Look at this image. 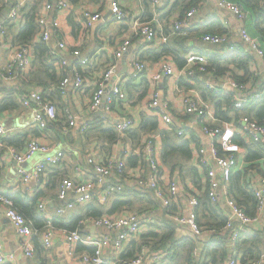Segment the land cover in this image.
<instances>
[{"label": "crops", "instance_id": "1", "mask_svg": "<svg viewBox=\"0 0 264 264\" xmlns=\"http://www.w3.org/2000/svg\"><path fill=\"white\" fill-rule=\"evenodd\" d=\"M26 1L27 3L25 6L36 5V3L40 1L39 5H37V9H39L37 13L38 16H40L42 14L44 3L47 0ZM182 1L187 3L189 0H163L162 5L159 7H153L150 0H121V5L131 14V18H126L123 21L112 19L110 13L112 0H79L76 3L71 2V5L66 12L51 15L46 22V24L51 25L53 19L56 18L59 20L60 27L57 31V36L53 45H55L57 41H63L66 45L61 54V56L68 61V65L65 67L62 65L61 61L57 62L50 57V46L45 43L48 48L47 53L49 58L48 56L45 57H47L48 63L51 64V70L49 71L53 75L55 74L56 76L61 77L60 81L54 83L52 79H47L46 85L43 86L36 80V78L33 80V71H39V66L37 64L38 61L32 66L28 75L21 79L18 78L12 82L5 81L0 77V94L3 95L2 102L5 98H10L14 100L16 104L14 109L0 112V118L3 119L4 125L8 131L7 136L0 137V139L10 138L17 134L26 135L25 145L20 149L8 146L6 143L0 141V195L9 197L7 195L8 193H21L23 197H33L42 193L38 199V204L42 201L49 202L47 209L48 216L46 218L50 222L57 217L58 207L63 206L66 203L65 200L58 197L59 188H57V190L49 189V183H51L50 174L60 171L67 175L66 178H71L76 182H83L93 178L98 184V177L93 173L92 164L89 162L90 158L102 160H121L122 158L125 160L127 167L120 177L122 180L121 183H123L122 192L114 195L112 194V196L105 202L95 198L87 203H79L78 195H72L69 199V201H74L76 206L68 212L66 218H69L75 213L84 215L87 205L93 202L100 204L105 210H109L114 202L119 199L123 201H131L133 205L131 207L123 206L111 214L104 213L103 215L120 216L124 213L131 212H138L145 215L147 220L142 225L141 232L128 242L124 251L119 253L111 249L104 251V258L106 260L105 264H131V261L134 258L130 255L137 254L138 256L141 252L145 253L142 264H154V257L156 255L168 251H171V254L159 264H167V262H170L171 258L174 256L178 257L176 264H188L192 262L203 264V246L206 245L207 242L217 239L222 229L218 230L207 226L208 222L215 223L213 221V218H215L214 213L206 211V209L204 211H198V222L203 230L201 236H195L188 227L182 226L176 221L177 216H187L190 213V198L196 197L199 200L198 209L200 206V200L206 192V188L209 191L206 169L198 163L194 155L196 148L210 146L209 139L202 132L203 121L216 126H232L236 134H241L247 143L250 142V136L245 135L240 130V126H242L241 123H239L241 117L239 118L238 123L236 120H232L231 122H220L216 118L214 104H210L212 109L208 111L207 117L204 118H200L195 114H187L184 111L182 95L190 94L195 96V98L204 99L202 91H208V89L203 82L193 81L192 85L189 86L190 89H188L191 91L185 92V88L182 90L179 86V74H181V68L176 63L172 53L163 52L166 45L175 49L171 44L173 37L176 36L172 32V27L174 20L178 18V7L179 3ZM0 7L3 8L2 13L5 16L4 20L7 24L6 39L4 42L0 41L1 69L9 63L12 48L15 47L14 36L18 32L22 18L17 22H9L6 19V16L8 15L7 9H9L10 6L9 8H5L4 0H2ZM86 11H91L93 14L100 13L103 15V19L89 24L88 18L85 16ZM138 16L141 17L142 20L152 21L153 24L157 26L159 33L153 42L147 43L142 37L134 34L132 18ZM213 17H216L225 29L224 34L228 36L230 47L233 46L234 48H237L241 45L240 30L243 26L247 27L252 36L258 37L260 40V34L255 28L252 16L243 23L229 11L220 9L217 5V0H204L201 2L197 8L193 22H195V24L199 23L201 26L207 21L213 19ZM162 35L169 36L167 43H163ZM37 36L38 33H36L35 43L41 40ZM127 39L131 41V45L129 51L122 58L117 60L119 67L117 78H120L125 84L128 98L126 101L113 104V113L107 115L105 118L101 117V115L95 116L91 112V102L95 82L97 79H100L103 70L112 61H116L115 53L119 46ZM199 43L206 55L228 53L225 47L228 43L220 46L203 44L202 41H199ZM261 47L264 49L262 43ZM31 48L35 59V57L37 58L35 55V49L34 47ZM75 50H80L81 57H87L89 59L88 65H81L80 59L73 54ZM252 55L253 58L250 62L252 73L248 79V87L245 94L254 96L260 93L261 97L251 98L250 105H253V103L258 102L264 97V61L258 59L253 53ZM165 60H170L176 75H167L161 80H156L155 75L161 70V63ZM133 61L144 62L146 69L144 70L143 75L139 78L135 77L131 78L132 80H128L129 76L134 71V68L131 65ZM231 68H233V66H231ZM76 73H80L85 77L86 81L84 85L81 88H75L72 84H69L67 94H62L58 89L61 81L67 76L73 79ZM234 74L238 77L245 75L243 70H234ZM39 76L40 78H44L42 74ZM226 76H229V74L222 76L223 79L213 78L212 74L208 75L210 79H214L216 86H220L227 90H234L225 84L227 80ZM198 83L202 85V88H199V85H197ZM145 85L148 86L147 89L145 88ZM29 91L46 93L48 99H45L52 102L57 107V120L46 131H41L36 127L34 121L31 123L32 113L30 111L33 110L32 107L34 106V103L31 107H25L20 102L19 96ZM212 91L216 92L217 87ZM154 92H158L162 100L165 102L163 105L160 104V108L173 118L174 129L168 131L172 132V134L175 132L177 139L188 140L192 149L191 156L188 159L183 158L180 155L165 158L163 155L162 144H158V160L161 166V181L164 184L176 182L179 187V200L171 207L169 214L166 213V210L154 198V194L150 189H141L135 185V178L133 176L134 172L138 168L143 167L142 163H144L146 169H148V166L142 156H139L140 154H138V152L131 151L129 154L121 152L123 145H129L131 147H134V145L131 142L125 141L111 143L105 137L104 133L106 129H114L116 131V124L118 121L114 120V116L118 114L124 115L126 113L135 119V125L133 128L138 127L144 116L157 118V131L145 135L142 143L150 136H157L158 134L160 135V132L167 131L163 129L165 125L160 116V108L152 109L148 107V103ZM238 94H240V92ZM11 102V100H8L6 104H10ZM68 108L75 114L84 117L85 121H90V128L84 130L82 128L81 120L67 135H65L63 130L68 124L66 116V109ZM177 129H183L185 131V136H178L175 131ZM119 134L123 138L125 136L127 137L125 134ZM31 139H36L43 143H49L53 147L51 150L52 154H55L57 151H63L65 156L62 164L55 170L54 168H48L44 170L38 178H34L29 182H24L19 171L18 176H15L14 168L19 169V167L22 166L25 170L32 173L35 167L44 161L46 155L39 151L35 153L30 160L19 165L17 161L10 156V153L12 149H15L18 153L25 151L26 145ZM262 141L264 142V140ZM241 147L243 150L238 153V166L234 174L237 172L243 173L247 167V164L244 162L246 148L244 146ZM133 157L136 158L138 163L134 167L130 164ZM260 176L262 175L255 171H250L247 185L251 188L253 182L258 180ZM33 182H36L35 186L31 185ZM99 185L104 187V185ZM212 205L217 206L219 209L216 214L223 216L226 220L231 215V210L225 201H221L218 204L212 203ZM5 208L6 206L3 203H0V241L4 244L5 253L9 258L10 256L13 257L12 260H9L8 264H32L33 262L31 259L26 257L23 249L20 247L19 237L10 223V220L5 215ZM256 214L259 215V221L251 226L244 227V230L246 229L245 231L247 233H249V231L251 233L261 231L264 239V209L260 213H257L256 207L254 215ZM94 218L95 217H86L85 222L87 227L81 225L79 226L80 229L92 234L106 232L107 230L105 228H99L93 224ZM170 232H172V236L169 240L167 239L168 241L161 247L159 244L160 236L167 235ZM156 233L159 236H157ZM34 238L35 242L37 241L40 244L39 248L35 247L36 252L34 261L37 264H81L80 256L84 252H89L88 249L92 248L82 243H76L75 245L68 244L61 237H56L52 247L46 249L42 242V233H34L32 235V241ZM227 241V246L230 248L232 255L236 246L234 248V244L232 242L230 243L229 238ZM187 247L193 248L191 252L192 261L187 260ZM195 250H197L196 253ZM123 255L128 257L123 259ZM229 259L230 258H228V260ZM228 260L221 264H228ZM259 261L260 264H264V257H261Z\"/></svg>", "mask_w": 264, "mask_h": 264}, {"label": "built area", "instance_id": "2", "mask_svg": "<svg viewBox=\"0 0 264 264\" xmlns=\"http://www.w3.org/2000/svg\"><path fill=\"white\" fill-rule=\"evenodd\" d=\"M153 7H159L162 5L163 0H150ZM72 0H47L44 3L42 14L38 16L39 29L38 38L41 41L47 43L50 46L49 55L55 61H61L63 66L68 65V61L61 56L65 43L63 41H57L53 45L57 36V31L60 27L58 19H53V23L46 24L47 19L56 13L66 12ZM26 0H4L5 8H9L6 19L9 22H17L20 20V9L25 6ZM217 5L220 9L229 11L235 17L245 23L251 14L241 4L233 0H217ZM4 8V9H5ZM112 19L123 21L126 18H131L130 13L121 5V0H112L110 9ZM197 7L192 8L187 14L181 18H176L173 22L172 32L176 35H187L189 30L193 28L195 22H193L196 14ZM3 8L0 7V41L4 42L6 39V23L5 16L2 13ZM85 16L88 18L89 24H92L100 19H103V15L100 13L93 14L91 11H86ZM132 28L136 36H140L145 42L151 43L158 35L157 26L152 21L142 20L141 17L132 18ZM240 42L246 46L250 52H252L258 59L264 61V49L261 47V43L258 37L252 36L247 27L243 26L240 30ZM169 36L162 35L163 43H167ZM203 44L209 45H225L228 41L226 34H204L200 37ZM230 42L226 45L227 52L234 49L230 47ZM131 45L130 40H125L115 53L116 61H112L104 70L100 77L95 82V88L93 91V97L91 102V112L93 115L106 117L113 113L112 105L126 101L128 98V92L125 84L118 76V59L122 58L128 51ZM32 45L30 44H17L12 48L11 57L9 63L0 69V77L5 81H15L18 78H23L28 75L32 69L34 62V55L32 53ZM74 56L80 59L81 65H88L89 59L87 57H81V51L75 50ZM186 64L181 68V78L187 80H193L196 82H203L207 89H216L214 79H210L208 75L209 58L206 54L193 50L184 55ZM131 65L134 68L133 73L129 76L131 78H139L143 75L146 69L145 63L141 61H133ZM264 70V66H263ZM176 75L173 70L170 60H165L161 63V70L155 75L156 80H161L164 76ZM226 85L236 90L234 95V103L236 108H243L251 102V98H259L261 94L258 93L254 96L245 94L247 90V83H238L231 77L226 76ZM214 78V77H213ZM86 79L80 74L76 73L74 78L65 77L58 89L62 94H67L69 84L75 88H81ZM184 90V88H181ZM187 91H191L185 89ZM240 92V94H238ZM191 93V92H190ZM192 94V93H191ZM3 95L0 94V103L2 102ZM20 102L25 107H32L34 115V125L41 131H46L57 120V107L52 102L46 100L42 93L37 91H29L19 96ZM165 102L162 100L158 92H154L150 102L149 108H160V104ZM182 103L184 111L187 114H195L200 118L207 117L208 111L212 109L210 101H206L202 98H195L190 94L182 95ZM161 118L164 123V130H173L174 123L171 115L165 113L160 108ZM67 126L63 132L67 135L72 128H74L79 121L82 120V128L87 130L90 128V121H85L84 117L79 116L72 112L71 109H66ZM98 118V117H97ZM92 120V119H91ZM114 120H117L116 131L124 134L135 125V119L126 114H118L114 116ZM241 132L245 135H249L254 139L264 140V126L258 124L250 116H241L240 122ZM7 129L4 125L3 119L0 118V137L7 136ZM203 134L209 139V147L201 146L195 149V157L200 165L206 169L207 178L209 182V198L211 203L218 204L221 201H225L231 210V215L227 219L226 225L221 229L220 235H226L232 242L234 248L244 231V227L251 226L259 221V215H249L240 205L237 204L229 194V188L232 182L233 174L238 166V153L243 148L233 141L235 131L232 126H216L206 121H203L202 125ZM177 134L180 137L185 136L183 129H177ZM261 135V137H259ZM158 144H162L161 137L150 136L146 141L141 143L138 147H131L129 145H123L121 148L122 153L129 154L131 151L138 152L140 156L147 163L148 169L143 167L138 168L133 176L135 178V185L141 189H150L154 198L169 214L171 207L179 200V187L176 182L170 184H164L161 181V166L158 160L159 147ZM53 149L49 143H43L36 139H31L26 145V150L18 153L15 149H12L10 156L17 161L19 165L30 160L35 153H44L45 159L39 163L34 171L28 172L22 166L18 171L23 178L24 182H29L34 178H38L39 175L48 168L56 169L62 164L64 160V152L57 151L55 154L51 153ZM109 160V159H108ZM104 159L90 158L89 162L92 164L93 173L98 177V184L92 179L83 182H76L71 178H65L59 185L58 197L65 200L66 203L63 206L58 207L57 217H63L68 214L71 209L75 208V202L69 201L72 195H78L79 203H87L95 198L105 202L112 194L120 193L123 191V183H121V175L125 172L127 164L125 160L121 158L110 159L109 161ZM143 169V170H142ZM142 170V171H140ZM90 178V177H89ZM99 184L104 185L101 187ZM251 189L255 193L257 201V213H260L264 209V177L260 176L258 180L254 181L251 185ZM191 205V211L187 216H177L176 221L185 227H188L195 236H201L203 230L198 222L197 207L199 200L194 197L189 200ZM0 203H3L5 208V215L10 220V223L16 230V233L20 240V247L23 249L26 257L31 259L32 264H37L34 261L35 246L32 241V235L37 233V230L33 227L32 222L26 215L21 213L14 205L12 199L5 195H0ZM48 201H42L39 203L40 213L48 216ZM38 210V211H39ZM86 219L82 220L79 226L83 225L87 227ZM144 214L138 212L124 213L120 216L117 215H103L93 219V224L99 228H105L107 231L101 234H92L90 232H84L83 229L69 230L67 228H58L49 222L42 231V242L46 249L52 247L55 238L61 237L66 243L75 245L76 243H82L94 249V252H84L80 256L81 264H105L104 251L107 249L114 250L116 252H122L125 250L128 242L141 232L142 225L146 222ZM229 234V235H228ZM197 250H195V253ZM171 254V251L164 252L154 257V264H159L163 259ZM145 253L141 252L136 258L131 261V264H142ZM264 255L262 256V258ZM12 256L5 253L4 244L0 241V264H8L9 260H12ZM241 254L234 250L228 264H241ZM188 264H196L195 262ZM249 264H260V261H252Z\"/></svg>", "mask_w": 264, "mask_h": 264}, {"label": "trees", "instance_id": "3", "mask_svg": "<svg viewBox=\"0 0 264 264\" xmlns=\"http://www.w3.org/2000/svg\"><path fill=\"white\" fill-rule=\"evenodd\" d=\"M79 0H72V2L76 3ZM96 1V0H93ZM204 0H189L187 3L183 1L179 3V11L178 18H181L187 14L189 10L192 8H198L199 4ZM235 2L241 4L254 19L255 28L260 34V40L264 47V0H234ZM2 0H0V4ZM40 1L36 3V5L25 6L20 9V19L22 18V22H20V27L18 32L14 36V43L17 44H30L35 49V62L33 65L38 64L39 71H33V80H36L42 84L46 85L47 79H52L54 83L60 81L61 77L53 75L50 73L51 64L48 63L47 57L48 48L43 41H38L35 43L36 33L39 31V24L37 22L38 10L37 5H39ZM7 27V24H6ZM225 29L222 24L216 17H213L210 21H207L203 25H199V23L194 24L193 28H191L187 35H176L173 37L172 45L175 49L170 48L166 45L163 49V52L172 53L174 59L180 68L184 67L186 61L184 60V55L196 50L205 53L202 49L201 44L199 43L200 37L204 34H224ZM209 58V66L208 73L212 74L214 78L219 79L222 76L229 74V76L238 83H247L250 77L251 69L250 62L253 58L252 53L244 47L242 44L237 48H234L228 53L221 54H208ZM48 63V64H47ZM233 66V68H231ZM234 70H243L244 76L238 77L234 74ZM44 76V78H40L39 75ZM37 75V76H36ZM63 78V76H62ZM223 79V78H222ZM190 81V82H188ZM185 78H181L179 80V86L181 88L190 89V85H192L193 80H188ZM199 88H202V85L198 83ZM192 87V86H191ZM147 89L148 86L145 85ZM234 90H227L220 86L217 87V91H212L208 89V91H202V96L204 99L211 101L215 107V115L216 118L220 122H231L232 120H236L238 123L239 118L241 116H250L253 120L257 121L258 124L264 126V97L253 105H246L243 108H236L234 103ZM43 97L47 98L46 93H42ZM12 101L10 104H6L7 101ZM16 101V100H15ZM16 104L14 100L5 98L0 105V112L6 111L9 109H14ZM54 124V123H53ZM52 124V125H53ZM158 121L156 117H146L142 118L141 123L138 127L131 128L126 131L124 134L127 137L123 138L120 136L118 131L114 129H106L104 131L105 137L111 142L122 141V142H131L134 147H138L145 135L148 133H155L157 131ZM177 132V130H175ZM162 131L160 132V137L162 141V150L165 158L172 157L175 155H180L183 158H190L191 156V146L188 140H180L177 139V135L175 132ZM123 134V135H124ZM1 142L6 143L8 146H13L17 149L23 148L26 141V135L17 134L13 137L0 139ZM233 141L241 146L246 148V155L244 157V162L247 164L245 171L237 172L233 174L232 182L229 188L230 196L235 199L238 205H240L249 215H254L256 212L257 201L255 197L254 191L247 185L250 171H255L256 173L262 175L264 177V142L261 139H254L250 137V142L247 143L245 138L241 134H236L233 138ZM140 156V155H139ZM139 158V157H138ZM131 166H136L137 160L133 157L130 161ZM55 170V169H54ZM67 177L66 174L61 173L60 171H56L50 174L51 183H49V189H56L58 185L62 182L63 179ZM123 194V193H122ZM9 198L12 199L15 207L24 215L31 220L33 227L37 230V233L41 234L46 225L49 223V220L43 216L38 211V199L42 195V193L37 194L33 197H23L21 193H8ZM208 189L206 188L205 194H203L200 200V206L197 209L198 211H209L214 213L215 218L213 221L215 223L208 222L207 226L212 228H216L220 230L223 228L227 220L223 216H219L216 214L218 207L212 205L211 200L209 198ZM38 204V205H37ZM133 203L131 201H123L116 200L112 207L109 210H105L104 207H101L100 204L89 203L86 207V212L84 215H79L77 213L71 215L69 218L66 216L56 217L51 222L52 225L58 228H67L69 230H77L80 229V222L86 217H100L104 213L111 214L116 210L120 209L123 206L131 207ZM38 212V213H37ZM157 234V233H156ZM229 235V234H228ZM157 236H159L157 234ZM172 236V232L169 234H165L160 236L159 244L160 246H164V243L169 240ZM38 237V236H36ZM168 239V240H167ZM228 236L219 235L217 239L207 242L206 245L203 246V264H221L228 260L231 257V250L227 246L228 244ZM35 247L39 248V242H35V238L33 240ZM43 247V246H42ZM192 247H187V260L192 261L191 252ZM236 249L238 253L242 254L240 259L241 264H249L252 261H258L264 255V239L261 231H255L254 233L242 232L238 241L236 243ZM89 252H94L93 248L88 249ZM139 253V251H138ZM133 258L136 255H130ZM126 255H123L122 258L125 259ZM132 258V259H133ZM178 257L174 256L171 258L170 262L167 264H176ZM196 264H199L196 262Z\"/></svg>", "mask_w": 264, "mask_h": 264}, {"label": "rangeland", "instance_id": "4", "mask_svg": "<svg viewBox=\"0 0 264 264\" xmlns=\"http://www.w3.org/2000/svg\"><path fill=\"white\" fill-rule=\"evenodd\" d=\"M30 112L32 113V121H31V123H33V121H34V112H33V110L30 111ZM27 126H30V125H27ZM14 173H15V176H18L19 173H18V169L17 168H14ZM31 185L35 186L36 182H33Z\"/></svg>", "mask_w": 264, "mask_h": 264}, {"label": "water", "instance_id": "5", "mask_svg": "<svg viewBox=\"0 0 264 264\" xmlns=\"http://www.w3.org/2000/svg\"><path fill=\"white\" fill-rule=\"evenodd\" d=\"M7 11H9V9H7ZM259 137H261V135H259Z\"/></svg>", "mask_w": 264, "mask_h": 264}]
</instances>
